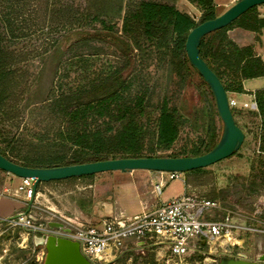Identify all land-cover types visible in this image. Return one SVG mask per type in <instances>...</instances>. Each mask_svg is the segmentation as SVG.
I'll return each mask as SVG.
<instances>
[{
	"label": "trees",
	"instance_id": "trees-1",
	"mask_svg": "<svg viewBox=\"0 0 264 264\" xmlns=\"http://www.w3.org/2000/svg\"><path fill=\"white\" fill-rule=\"evenodd\" d=\"M76 1L61 4V0H0L2 121L14 123L20 116L16 107L23 95L15 90L19 80L12 70L15 52L10 50V44L19 43L32 31L39 33L35 35V44L40 43L44 53L53 54L59 60L67 48L71 53L57 72L50 96L40 104L35 103L34 126L23 127L18 138H9L0 130V152L16 163L37 168L129 157H182L163 152L178 139L182 120L193 116L198 121L196 129H200L196 131L204 132L202 125L208 123L212 137L205 149L195 150L188 156H199L214 148L220 140L222 121L211 88L191 65L185 49L193 28L219 16L214 0L195 1L202 10L199 23L187 12L151 0H88L84 10ZM255 10L256 7L250 9L231 25L202 40L201 55L227 92L241 93L244 80L264 76L262 59L251 47H240L228 35L234 24L259 31L264 20ZM81 12L91 16L93 24L99 27L86 30ZM35 24L42 27L34 30ZM90 40L110 43L122 64L108 72L92 69L94 61L74 52ZM146 58L168 60L171 81L178 77L181 86L186 84V95L181 98H185L187 106L182 104V108L186 112L171 106L172 95H159L158 75L146 70L143 62ZM256 100L264 147V90L256 93ZM146 116H152L151 122H147ZM24 136L36 139L42 147L34 157L15 153L26 145ZM203 171L187 172V182L195 185L200 177L192 179L191 176Z\"/></svg>",
	"mask_w": 264,
	"mask_h": 264
},
{
	"label": "rangeland",
	"instance_id": "rangeland-1",
	"mask_svg": "<svg viewBox=\"0 0 264 264\" xmlns=\"http://www.w3.org/2000/svg\"><path fill=\"white\" fill-rule=\"evenodd\" d=\"M67 1L69 0H61V4ZM78 1L82 4V10H84L88 0H77L76 2ZM151 1L168 4L180 11L187 12L192 15L198 23L201 20L202 10L195 2L196 0ZM220 11L222 10L219 9L216 13L219 14L221 13ZM82 17L83 23L87 26L86 30H92L94 26H98L93 24L91 16L82 13ZM119 24L121 26V22ZM41 27L42 26H39V24H35L33 29L39 30ZM43 29L47 31L48 28L44 27ZM41 32L42 31H40V33ZM36 34L39 33H32L31 31V34L21 38L19 43L10 44V50L15 52L12 70L14 75L18 76L19 80L15 90L23 95L16 107L20 110V116L15 119L14 122L17 126L12 123V121H2L3 117L0 113V130L3 133H7L9 138L13 136L18 138L19 132L21 133L22 128H25L27 125L29 129L34 126V118L37 115L36 112H33L35 103L40 104L50 96L57 72L59 68H61L62 62L67 60L71 54L67 48L65 56L59 60L53 54L44 53L42 46L39 45L40 43L35 44ZM54 35L55 32L53 36ZM73 41L76 42L75 40ZM82 44L87 45L78 47L74 52L78 55H84L90 61H94L92 69L97 68L98 70L108 72L109 70H113L114 67L122 64V61L119 60L114 47L111 46L110 43L106 41L96 42L95 40H90L88 42L84 41ZM34 49L35 52L33 51ZM94 53L98 54L93 55ZM143 62L144 65H147L146 70L148 72L158 75L159 82L157 79L156 84L159 95L161 97L172 95L173 99L171 100V106L173 107L182 108V104H184V107L187 106L185 98L181 100L183 94L186 92V84L183 83L185 86H181L178 77L173 78L171 81V66L168 60L159 62L156 59L146 58ZM140 64L144 66L142 63ZM190 90L193 92V89ZM229 96L233 98L232 94ZM182 110H180V114L185 111ZM233 111L237 124L246 135L244 144L231 157L211 165L205 168L203 173L192 175L191 177L192 179L200 177L198 182L193 186L203 197L211 200H227L232 203L244 205L248 200H252L254 195H262L264 193L263 126L258 115L254 113L259 111L244 107L234 109ZM150 117L146 116L147 122H151L152 119ZM197 122V117L194 116L192 119H183L178 139L168 151H164L163 153L169 155H182L183 157L191 155L195 150L205 149L211 140L212 132L210 131L211 129L208 123L202 125L205 128L204 132L196 131L200 130L196 129L199 127ZM19 123L20 126L18 128ZM220 127L221 132L218 136L221 138L223 132L222 123ZM24 140L26 145L22 147L21 151L18 152V150H16V154L20 153L23 156L29 155L34 157L35 152L41 151L42 147L38 145L36 139L31 138V136H24ZM150 172L152 174V171ZM150 172L138 170L133 176L131 172H105L96 174L91 178H74L61 182L40 183V191H46L48 189L54 194H47L42 197L40 201L44 205L56 209L60 208L59 201L63 203L67 201L70 205L76 202L85 213L91 214L94 212L95 204L99 199L106 198L109 195H121L125 197L123 200H119V206L128 214H136L141 211L139 200L144 197L143 194L138 196L137 192H143L141 191L142 188H145V191H152V193L155 190L151 183ZM10 176L9 173H1L0 181ZM166 179L168 184L162 193L161 200L163 202L183 195L185 184L182 179H170L169 176H167ZM16 180L20 182L19 179ZM12 185L18 187L19 183H13ZM80 203H83L84 207H82ZM9 233L10 231L0 236V264H24L34 254L31 249L21 250L17 246L16 239L11 238L12 236ZM239 239L241 240L239 245L228 248L227 253H222L221 250L218 253H207L200 258H196L192 264H217L221 257H218V255L221 253L222 257L246 255L249 260H255L259 255L264 254V237L258 238L257 236L249 234L241 236ZM115 264L156 263L154 256L148 254L145 256L127 255L118 260Z\"/></svg>",
	"mask_w": 264,
	"mask_h": 264
},
{
	"label": "built area",
	"instance_id": "built-area-1",
	"mask_svg": "<svg viewBox=\"0 0 264 264\" xmlns=\"http://www.w3.org/2000/svg\"><path fill=\"white\" fill-rule=\"evenodd\" d=\"M229 103L233 110L237 108V101L230 96ZM244 108L258 111L257 100L245 103ZM153 173L154 200L143 202L139 213L103 216L89 215L67 201H59V209L46 206L40 200L53 192L40 191V183L35 186L34 179L22 178L18 191L24 195L25 210L0 218V236L10 231L21 250L31 249L34 255L24 264L44 262L46 249L36 246V236L78 242L81 253L93 264H115L127 255L148 254L154 256L156 264H192L207 253H227L228 248L239 245L241 236L264 237V193L242 205L208 199L186 184L183 195L163 202L166 177L181 179L185 173Z\"/></svg>",
	"mask_w": 264,
	"mask_h": 264
},
{
	"label": "water",
	"instance_id": "water-1",
	"mask_svg": "<svg viewBox=\"0 0 264 264\" xmlns=\"http://www.w3.org/2000/svg\"><path fill=\"white\" fill-rule=\"evenodd\" d=\"M260 5H264V0H237L221 15L198 24L188 34L185 44L188 59L211 88L223 124L221 138L209 152L199 156L117 158L51 168L25 166L14 162L0 152V170L18 178L34 179L35 186H37L39 183L80 178L105 172L126 173L144 170L187 173L205 169L231 157L242 147L246 135L236 122L234 111L229 103V94L223 82L202 57L200 46L204 37L231 25L250 9ZM61 225L50 224V226ZM34 242L36 246H44L46 249L42 264H93L81 253L78 242L55 236H36ZM220 264H264V254L259 255L255 260L247 259L246 255H240L238 258L223 256Z\"/></svg>",
	"mask_w": 264,
	"mask_h": 264
},
{
	"label": "crops",
	"instance_id": "crops-1",
	"mask_svg": "<svg viewBox=\"0 0 264 264\" xmlns=\"http://www.w3.org/2000/svg\"><path fill=\"white\" fill-rule=\"evenodd\" d=\"M235 2H237V0H214L215 12L219 11L220 9L222 11H220L221 13L219 14H222V12H225ZM255 11L258 14L259 18L264 20V5L257 6ZM228 35L240 47L242 48L251 47L254 53L256 54V56L260 57L264 62V26H262L259 31H251L249 29L240 27L237 24H234L231 28H229ZM243 88L244 91L241 93L228 92L229 95L232 94L233 98L237 101L236 109L242 108L244 107L245 103L247 102L249 103L254 98L256 99V93L264 90V76L244 80ZM256 114L258 115V118H260L261 120V116L259 112H256ZM261 124H262V120H261ZM0 171H1L0 172V177H1V173H4L5 171L4 172L2 170ZM137 171L131 172V175L132 176L135 175ZM9 175H11L9 178L0 181V218H9L15 216L19 211L25 210L24 195L18 191L19 186L22 184V178H18L12 174ZM155 175L156 174L152 172L151 179L155 177ZM186 177L187 175L185 173L184 178L183 177L181 178L185 184L184 193L186 192V184H191L187 182ZM16 179H19L20 182ZM13 183H19L18 187L13 186L12 185ZM145 190H146L145 188H142L141 191L143 192H137L138 196H141L142 194L144 195V197L139 200L141 210H142L143 202L154 200L155 197L154 192L152 193V191H145ZM124 197L125 196H121V195H109L106 198L99 199L95 204L94 212L91 214L97 216L109 215L105 213V209L106 210L109 209V205H113V213L114 212L126 213V211L119 206L120 205L119 200H123ZM99 202L100 204L98 205ZM74 203L76 204L79 210H82L84 212V210L81 209V207L77 205L76 202ZM71 206L74 207L73 204Z\"/></svg>",
	"mask_w": 264,
	"mask_h": 264
},
{
	"label": "bare ground",
	"instance_id": "bare-ground-1",
	"mask_svg": "<svg viewBox=\"0 0 264 264\" xmlns=\"http://www.w3.org/2000/svg\"><path fill=\"white\" fill-rule=\"evenodd\" d=\"M109 209H108V213H106V214H109V215L113 214V205H109Z\"/></svg>",
	"mask_w": 264,
	"mask_h": 264
},
{
	"label": "flooded vegetation",
	"instance_id": "flooded-vegetation-1",
	"mask_svg": "<svg viewBox=\"0 0 264 264\" xmlns=\"http://www.w3.org/2000/svg\"><path fill=\"white\" fill-rule=\"evenodd\" d=\"M100 204V202L98 203V205ZM110 210V209H109ZM105 213H108V209L106 210L105 209ZM239 256H237V257H233V258H238ZM220 259H221V257L219 258V262H217V264H220Z\"/></svg>",
	"mask_w": 264,
	"mask_h": 264
}]
</instances>
